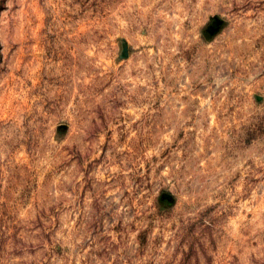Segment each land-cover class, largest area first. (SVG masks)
I'll use <instances>...</instances> for the list:
<instances>
[{
  "label": "rangeland",
  "instance_id": "374dc122",
  "mask_svg": "<svg viewBox=\"0 0 264 264\" xmlns=\"http://www.w3.org/2000/svg\"><path fill=\"white\" fill-rule=\"evenodd\" d=\"M0 264H264V0H0Z\"/></svg>",
  "mask_w": 264,
  "mask_h": 264
}]
</instances>
